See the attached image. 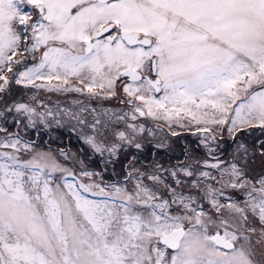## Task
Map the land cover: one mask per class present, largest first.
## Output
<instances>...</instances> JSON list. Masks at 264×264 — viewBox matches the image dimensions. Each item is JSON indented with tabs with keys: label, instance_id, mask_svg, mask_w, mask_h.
Returning <instances> with one entry per match:
<instances>
[{
	"label": "snow or ice",
	"instance_id": "6c2138e0",
	"mask_svg": "<svg viewBox=\"0 0 264 264\" xmlns=\"http://www.w3.org/2000/svg\"><path fill=\"white\" fill-rule=\"evenodd\" d=\"M13 81L124 105L0 111L68 117L105 164L142 148L140 117L206 151L107 181L0 128V264H264V0H0V94Z\"/></svg>",
	"mask_w": 264,
	"mask_h": 264
},
{
	"label": "rangeland",
	"instance_id": "374dc122",
	"mask_svg": "<svg viewBox=\"0 0 264 264\" xmlns=\"http://www.w3.org/2000/svg\"><path fill=\"white\" fill-rule=\"evenodd\" d=\"M33 95L36 96V100L34 101L31 99ZM0 96L3 97V99H0V111H4V109L7 106H11L13 102H29L34 104V106H36L40 111H44L45 107L47 109H51L54 113L62 111L64 109H72L73 111H76L78 110V106L75 105L73 101H82L84 104H91L92 107H96L97 109L101 107L110 108V109L122 108L125 111H127V108L124 105L118 104L116 100H105V101L89 100L86 95H82L79 93H74V92L63 93V92L49 91L47 89H36L32 86L25 87L24 85L15 84L14 81L8 86L7 90L4 93L0 94ZM11 114H13V116ZM9 115L12 116L14 119H16L15 112L8 113L5 111L4 116L0 117V120L4 122L3 126L6 125ZM49 119H50V125L48 127H45L43 124L40 123H37L36 127L54 130L55 143L64 146L66 140L68 139L69 134H75L77 136H81L79 126H76L75 121H71L68 117L62 115L56 116L55 119H59L61 121L60 124H57L55 122V119L52 118ZM89 119H91L90 116ZM138 122L144 123L146 128H150L153 130L152 133L142 134L144 136V140L142 142L143 146L141 149L137 150L134 147L125 146V148L121 151L118 158H112L115 160V163H107V164H105L104 162L108 158L107 154H105L104 157H101L99 154L95 153L104 160L103 162L105 166L110 167L112 170H114L116 175L117 174L122 175L121 179L123 178L125 172L128 170L126 166L129 164V161L132 160L131 159L132 155H134V157L136 158L135 167L137 168L147 167L144 163L141 162V159L139 157L140 155L144 156V160L150 161L152 159L153 152L156 150L159 151L155 153V160L153 161V163H159L164 168H170L174 165H177L178 163L176 162L174 163L167 162L164 156V152H167L168 154L178 158L181 157L182 156L181 139L183 138L184 135L195 134V129L192 127H183L181 125H175V124L169 126L164 121H153L151 119L140 117ZM26 123L27 122L24 121L22 128V130H24L25 132H30V129L34 130L36 128V127H25L24 125ZM13 124H16V122L14 121ZM157 124L161 125V127L158 128ZM73 127L76 128L75 131L72 130ZM0 128H2L1 123H0ZM8 131L14 132L12 129H9ZM172 131H176L179 135L173 136L171 134ZM257 131L259 130L257 129L256 131H254L252 133L253 134L252 136H255ZM3 134L4 133L0 132V136H2ZM43 138H45V134H43L42 139ZM201 138L202 137L200 135L199 139ZM42 139L41 142L35 143L38 148L44 150H49V149L52 150L61 160H63V157L60 156L59 152H57L58 149H64L66 152L79 154V157L85 161V164L89 167L90 170L101 172L100 164L86 157L85 153H82L77 146L74 145L71 149L56 148V147L48 146L42 141ZM158 145H163V146L158 147ZM85 148L88 149L86 150V152L94 153L86 144H85ZM189 157H194V156L190 155ZM104 179L110 181L111 178L106 179L104 175Z\"/></svg>",
	"mask_w": 264,
	"mask_h": 264
},
{
	"label": "flooded vegetation",
	"instance_id": "af4514ba",
	"mask_svg": "<svg viewBox=\"0 0 264 264\" xmlns=\"http://www.w3.org/2000/svg\"><path fill=\"white\" fill-rule=\"evenodd\" d=\"M159 95V94H157ZM13 116V114H11ZM12 116H8L6 125L3 126L4 122L0 120L1 127L6 128L7 130L12 129L14 132H19V134L25 139L29 141H34L35 143L41 142L43 134H45V138L42 139V141L47 144L48 146L56 147V148H65V149H71L74 145L78 147V149L82 152L85 153V156L91 159L92 161H96L100 164L101 167V172L105 175L106 179H110V181L114 180H120L122 175H116L114 170H112L110 167H107L104 165V160L100 158L98 155L95 153H89L86 152L88 150L85 148V144L83 143V140L80 138V136H77L75 134H69L68 139L66 140L64 146H61L58 143H55L54 139V130L52 129H44L40 127H36L34 130L30 129V132H25L22 130L23 124L18 126L17 124H13L14 121L16 122V119H14ZM253 135V134H252ZM260 133L257 131L255 136H259ZM200 134H188L184 135L183 138L181 139V145H182V152H181V157H175L173 155L168 154L167 152H164V156L167 162H181L186 159L190 155L192 156H199L203 157L205 155V149L202 145H200ZM264 138V137H261ZM159 150H156L153 152L152 159L150 161L144 160V156L140 155L139 157L141 158V162L144 163L146 166H149L153 163L155 160V153L158 152ZM187 152V156L185 153ZM143 153V152H142ZM134 157L132 155L131 159ZM108 176V177H107ZM110 176V177H109Z\"/></svg>",
	"mask_w": 264,
	"mask_h": 264
},
{
	"label": "trees",
	"instance_id": "16d2710c",
	"mask_svg": "<svg viewBox=\"0 0 264 264\" xmlns=\"http://www.w3.org/2000/svg\"><path fill=\"white\" fill-rule=\"evenodd\" d=\"M147 153V152H146ZM131 157V156H130ZM130 159V158H129ZM141 159V158H140ZM128 161V160H127Z\"/></svg>",
	"mask_w": 264,
	"mask_h": 264
}]
</instances>
